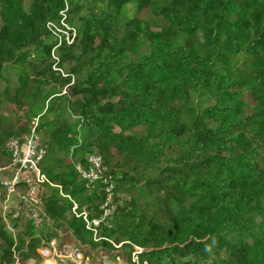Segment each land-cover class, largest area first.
Listing matches in <instances>:
<instances>
[{"label": "trees", "instance_id": "obj_1", "mask_svg": "<svg viewBox=\"0 0 264 264\" xmlns=\"http://www.w3.org/2000/svg\"><path fill=\"white\" fill-rule=\"evenodd\" d=\"M62 12L71 45L46 27ZM4 67L18 84L9 101L27 108V125L37 119L49 182L90 217L112 195L115 243L142 248L148 264H264V0H0ZM137 127L145 133L125 134ZM26 131H4L0 145ZM91 153L105 174L87 190L75 164ZM43 201L56 227L86 242L67 198L53 189ZM35 235L0 223V264L35 260Z\"/></svg>", "mask_w": 264, "mask_h": 264}, {"label": "built area", "instance_id": "obj_2", "mask_svg": "<svg viewBox=\"0 0 264 264\" xmlns=\"http://www.w3.org/2000/svg\"><path fill=\"white\" fill-rule=\"evenodd\" d=\"M60 15V20L49 22L46 27L56 38L58 45H71L76 37L75 29L67 23L64 12ZM55 50L56 47L51 51L53 60H57ZM72 85L71 76L70 83L62 88L61 94H66ZM4 149L11 159L14 172V179L7 189L8 192L14 190V187L26 189L21 201L22 210L27 215L29 227L39 239L36 254L42 261L41 264H117L124 252L129 264H148L146 261H141L138 256L143 252L142 248L133 246L129 241L115 243L107 236L112 229L116 211V204L113 203L111 196L99 203L98 215L90 217L86 206L79 210L74 200L62 195L58 185L49 182L41 168L46 155V145L38 130L37 119H33L28 124L27 131L23 135L9 138L5 142ZM75 171L85 189L95 187L96 182L105 174L102 157L97 153L87 155L84 164H75ZM101 182L104 190L113 189V183H107L105 180ZM45 186L57 189L60 196L67 198L71 204L70 215L81 220L84 231L88 234L86 242L82 243L78 240L66 226L56 227L47 215L44 201L38 197L40 188ZM53 224L55 228L52 227ZM40 233H43V236Z\"/></svg>", "mask_w": 264, "mask_h": 264}, {"label": "rangeland", "instance_id": "obj_3", "mask_svg": "<svg viewBox=\"0 0 264 264\" xmlns=\"http://www.w3.org/2000/svg\"><path fill=\"white\" fill-rule=\"evenodd\" d=\"M85 13V10L82 11V14ZM141 19H149V14L145 10L140 15ZM69 23L76 27V22L74 18L69 19ZM152 24H159L160 27H164V23H159L152 21ZM155 31V28L151 29ZM75 49V47H74ZM76 50V49H75ZM79 55V54H77ZM74 65L73 62H70L65 65L63 72L69 73L68 70L72 68ZM18 88V84L16 78L14 77L11 70L8 67H4L1 75H0V134L4 131L10 132H18V129L21 127L28 128V125L25 123L26 111L27 108H17L14 106L12 102L9 101L10 96L14 95L15 90ZM62 90V89H61ZM67 120L69 122H75L77 120L76 113L69 110L67 115ZM115 132H118V129H115ZM23 133H18L16 137L23 135ZM145 130L141 127L134 128L130 131H127L125 134L134 135V134H144ZM7 140V139H6ZM6 140L0 145V223L3 224V228L12 234L20 233L22 236L26 229L30 226L28 222L26 213L22 210V196L26 192V189L14 187V190L8 192V185L14 179V172L12 171L11 159L6 156V152L4 149V145ZM116 159L122 161L123 156L119 155L117 152L113 151ZM6 154V155H5ZM68 161V159H66ZM166 161L163 159L157 167H164ZM53 192V188L45 186L41 187L38 193V197L43 201V198L49 196ZM112 196V195H111ZM133 196V192L127 194H122L120 196L121 200H128ZM112 199V197H111ZM144 217L147 220L152 221L153 225L163 226L166 230L168 229V225L163 222L162 218L155 216L154 213H143ZM16 225V226H14ZM55 228L54 224L52 226ZM26 249L24 254H26ZM42 261L38 259V256L35 260H23L20 257H12V260L8 264H41ZM117 264H129L127 262L126 254L120 257ZM193 264H207L206 261L197 260Z\"/></svg>", "mask_w": 264, "mask_h": 264}]
</instances>
